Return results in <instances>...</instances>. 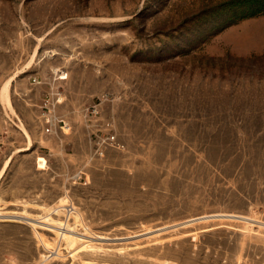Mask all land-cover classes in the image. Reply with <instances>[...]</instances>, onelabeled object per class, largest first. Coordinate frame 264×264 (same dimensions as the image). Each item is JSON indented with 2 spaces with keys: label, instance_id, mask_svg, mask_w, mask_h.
<instances>
[{
  "label": "rangeland",
  "instance_id": "rangeland-1",
  "mask_svg": "<svg viewBox=\"0 0 264 264\" xmlns=\"http://www.w3.org/2000/svg\"><path fill=\"white\" fill-rule=\"evenodd\" d=\"M0 132V264H264V0H0Z\"/></svg>",
  "mask_w": 264,
  "mask_h": 264
},
{
  "label": "bare ground",
  "instance_id": "bare-ground-1",
  "mask_svg": "<svg viewBox=\"0 0 264 264\" xmlns=\"http://www.w3.org/2000/svg\"><path fill=\"white\" fill-rule=\"evenodd\" d=\"M61 98L63 99L64 97H61ZM40 161L42 162L43 158H41ZM30 204L32 205V203H30ZM34 205H36V204H34ZM44 208H45V210H44L45 214H44V216L43 215L42 216L45 218V220L48 221V223L53 224L51 226H54V227H51V230L56 233V236H57L58 240H56V242H55L56 245H54V247H53V246H51L52 242L50 240H48L47 238H45L44 235L38 234L37 237H39V240H40L41 244L44 245V247L46 249L51 251L52 254H56L57 257H63L65 248L70 249V251L73 252L72 254L80 253V252H83V251H92L93 252V251L107 250L105 247H103L99 243L91 241L93 239V237L97 238L96 237L97 234L94 231V229H92L90 226H88L84 222L83 212L81 211L80 207L72 200V198L69 195L64 194V195L60 196L55 203L51 204L48 207H44ZM59 215H65L66 216L65 220H62L59 217ZM213 217L245 218V216L237 215V214L219 213V214H210V215H206L205 214L203 216H200V217H197V218H193L191 220H188L186 222L183 221V222L186 224V223H191L192 221H196L198 219L213 218ZM18 218H19V216L18 217H13V216L10 217V216H7V215H1V212H0V220L16 221V220H18ZM247 219H249V218H247ZM28 220H30V219H27L25 221H28ZM35 220L37 221V219H35ZM21 221H22V219H21ZM32 221H34V219ZM32 221H31V223H33V224H31V225L36 226V223H34L35 221L34 222H32ZM75 224L76 225L77 224H82V226H84V228H85V232L84 231H83V233L82 232H78V230H76ZM37 225H39V224H37ZM37 233H38V231H37ZM37 233L35 235H37ZM92 235H95V236H92ZM85 237H86V239H87V237H92V239L91 240H85L84 239ZM98 237L100 238L102 236H98ZM103 237H102V239H103ZM98 239H97V241L100 240V239L99 240ZM114 239L116 240V238H114ZM94 241H96V240H94ZM49 257H50V255H49ZM91 263L92 262H90V263L87 262V264H91ZM106 264H111V263H106Z\"/></svg>",
  "mask_w": 264,
  "mask_h": 264
},
{
  "label": "built area",
  "instance_id": "built-area-1",
  "mask_svg": "<svg viewBox=\"0 0 264 264\" xmlns=\"http://www.w3.org/2000/svg\"><path fill=\"white\" fill-rule=\"evenodd\" d=\"M62 75L63 74H58L59 77L62 76ZM32 81L35 84H41L43 82V80H41L38 76H33V80ZM61 94H62V92L60 90H52L49 93V95H48L49 97L45 100L44 106H46V108H48L50 106V104L53 102L52 101L53 97H55L54 100L56 102L62 101L63 99L61 97H64V96H62ZM46 120H48V118H46ZM107 138L110 139L112 142H114L113 140L116 139V135H111V136H108ZM4 144H5L4 143V135L0 132V152L2 151V148L4 147ZM40 162H41L40 158H38L37 164H38L39 167L45 168L47 166V163H48L47 160L45 162L42 161L43 162L42 164Z\"/></svg>",
  "mask_w": 264,
  "mask_h": 264
},
{
  "label": "crops",
  "instance_id": "crops-1",
  "mask_svg": "<svg viewBox=\"0 0 264 264\" xmlns=\"http://www.w3.org/2000/svg\"><path fill=\"white\" fill-rule=\"evenodd\" d=\"M48 95H49V93H48Z\"/></svg>",
  "mask_w": 264,
  "mask_h": 264
}]
</instances>
